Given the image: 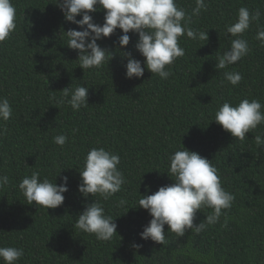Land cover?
<instances>
[{
  "label": "trees",
  "instance_id": "1",
  "mask_svg": "<svg viewBox=\"0 0 264 264\" xmlns=\"http://www.w3.org/2000/svg\"><path fill=\"white\" fill-rule=\"evenodd\" d=\"M55 2L12 0L16 28L0 42V98L12 107L9 120H0V175L9 178L0 188V247L23 250L16 264H264V146L254 139L264 137V123L240 140L214 121L224 102L236 106L257 99L264 105V43L256 39L264 30V0H205L207 9L198 16L192 15L196 0H176L191 16L189 26L209 31V39L180 37L185 54L166 67L168 79L146 67L143 77H126L123 54L131 53L142 66L145 58L135 47L138 33H128L129 45L119 46V28L97 41L112 59L108 54L101 67L81 68L78 50L66 45L63 32L83 29L67 21ZM241 7L260 12L241 34L249 52L219 70L218 57L237 38L226 27ZM105 11L97 6L90 13L94 22L102 25ZM230 71L242 75L238 85L226 80ZM81 85L89 90V105L76 111L62 90ZM61 134L68 137L62 147L54 143ZM100 147L119 155L125 177L121 190L107 200L78 190L86 155ZM184 147L211 161L222 187L235 197L232 207L200 233L189 229L180 237L165 225L164 244L144 240L140 233L152 217L137 207L138 199L175 183L167 173L169 156ZM33 171L58 185L69 178L61 206L27 204L18 185ZM122 198L128 201L124 207L118 206ZM94 200L118 226L110 241L74 227ZM212 211L201 207L194 224Z\"/></svg>",
  "mask_w": 264,
  "mask_h": 264
},
{
  "label": "clouds",
  "instance_id": "2",
  "mask_svg": "<svg viewBox=\"0 0 264 264\" xmlns=\"http://www.w3.org/2000/svg\"><path fill=\"white\" fill-rule=\"evenodd\" d=\"M55 4L64 12L67 21L83 29H70L63 33L67 37L66 45L70 49L78 50L77 60L84 70L101 67L108 59V54H111L112 59V53L102 48L97 41L111 37L117 28L123 32L118 40L121 48L130 43L131 37L128 33H138L139 39L135 47L145 58L142 66V62L133 58L131 53L123 54L127 57L125 67L126 77L129 79L143 77L145 67L161 79H168L171 71L166 70V67L185 54L178 43L180 37L186 34L193 40L209 39V31H194L189 26L191 16L186 17L185 10L178 7L176 0H56ZM97 6L106 10L102 25L94 22L90 14L97 11ZM202 9H207L205 0H196L192 15L198 16ZM77 16H82V19L78 20ZM259 17V11L252 14L246 7L239 8L236 21L226 27V32L237 38L231 41L230 49L218 57L217 69H225L248 54V42L241 34ZM15 21L16 9L12 0H0V42L9 38L15 30ZM256 39L264 43V30L258 31ZM224 76L234 86L242 80L239 72H225ZM88 91L83 85L62 90L65 98L70 97L67 102L76 111L89 105ZM262 108L264 105L257 99H243L236 106L224 102L216 110L214 121L232 136L243 140L251 129L264 123ZM11 115L9 100L0 98V120L8 121ZM254 139L258 147L264 146V137L256 135ZM67 141V135L54 137V143L61 147ZM169 161L167 173L175 183L161 186L151 195H141L137 206L147 210L152 217L140 233L141 238L151 239L159 244L165 243V225L169 231L180 237L189 229L200 233L207 225L218 223L220 217L226 215L222 210L230 209L235 199L222 187L217 169L211 161L199 153L184 147L172 153ZM119 164L118 154L106 151L103 147L92 148L85 157L83 169L79 170V192L84 197L99 194L104 200L115 195L125 183L124 174L118 169ZM68 179L64 176L63 183L58 185L47 177L41 180L40 173L33 171L31 176L22 178L18 187L27 204L35 203L47 209L57 208L64 203V193L69 191ZM8 182V176L0 175V188ZM127 204L126 199L118 201L120 207ZM201 207L211 208L213 211L206 215L204 222L196 225L194 220ZM226 223L225 221V226ZM74 227L95 235L99 241H110L117 234L118 226L113 218L105 213L103 205L94 200L78 215ZM22 256V249L0 247V259H3L5 264H16Z\"/></svg>",
  "mask_w": 264,
  "mask_h": 264
}]
</instances>
